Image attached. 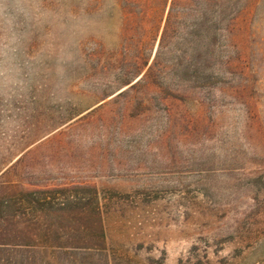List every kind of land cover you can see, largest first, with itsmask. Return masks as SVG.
<instances>
[{"label":"rangeland","instance_id":"obj_1","mask_svg":"<svg viewBox=\"0 0 264 264\" xmlns=\"http://www.w3.org/2000/svg\"><path fill=\"white\" fill-rule=\"evenodd\" d=\"M143 1L116 0L110 45L82 42L59 99L45 78L12 105L16 125H0V227L87 242L98 210L108 255L91 264H264V0H239L215 79L202 58L191 78L176 34L167 68L128 87L156 46Z\"/></svg>","mask_w":264,"mask_h":264},{"label":"clouds","instance_id":"obj_2","mask_svg":"<svg viewBox=\"0 0 264 264\" xmlns=\"http://www.w3.org/2000/svg\"><path fill=\"white\" fill-rule=\"evenodd\" d=\"M115 6L116 0H102L90 11L94 0H0V125H16L12 105L27 103L45 78L53 81L51 95L60 98L70 71L79 64L82 42L91 36L110 45L108 13ZM37 36L39 47L32 51ZM119 71L96 83L115 81ZM92 142L86 137L84 146Z\"/></svg>","mask_w":264,"mask_h":264},{"label":"trees","instance_id":"obj_3","mask_svg":"<svg viewBox=\"0 0 264 264\" xmlns=\"http://www.w3.org/2000/svg\"><path fill=\"white\" fill-rule=\"evenodd\" d=\"M238 10L239 0H144L142 15L146 24L155 27L156 46L144 72L132 83L127 81L128 87L160 75L167 68L165 58L174 49L176 34L183 36L192 53L191 78L198 79V62L202 58L201 66L208 68V75L203 78L215 79L219 72L212 64L218 56L217 42L231 32ZM93 215L96 226L87 242L73 240L69 230L33 232L26 228L0 227V264H74L75 256L86 260L77 264H91L94 255L106 257L101 215L98 210ZM6 217L7 214L0 219L5 221Z\"/></svg>","mask_w":264,"mask_h":264}]
</instances>
